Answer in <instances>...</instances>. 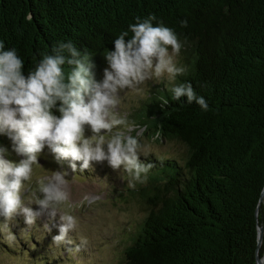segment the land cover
Masks as SVG:
<instances>
[{"label": "trees", "instance_id": "1", "mask_svg": "<svg viewBox=\"0 0 264 264\" xmlns=\"http://www.w3.org/2000/svg\"><path fill=\"white\" fill-rule=\"evenodd\" d=\"M150 14L187 42L188 74L179 80L191 81L210 109L187 104V97L184 104L172 101L163 83L143 104L139 142L166 140L183 149L141 156L154 167L146 183L128 190L147 215L122 264H257L264 226V0H0V40L17 50L26 76L60 41L91 53L96 75L117 36ZM2 141L0 135V147Z\"/></svg>", "mask_w": 264, "mask_h": 264}, {"label": "clouds", "instance_id": "2", "mask_svg": "<svg viewBox=\"0 0 264 264\" xmlns=\"http://www.w3.org/2000/svg\"><path fill=\"white\" fill-rule=\"evenodd\" d=\"M156 19L155 14L137 16L117 36L114 50L105 51L108 67L102 80L96 79L91 53H81L72 41H60L51 53L42 54L26 76L17 50L6 49L0 40V135L9 137L12 150L23 157L9 159L8 147H0V224L11 227L22 215L27 225L22 231L33 235L34 231H51L48 223L38 224L43 213L53 219L59 216V233L53 243H74L70 233L77 230L76 218L61 210L69 201L67 171L40 178L35 191L30 184L34 165L45 148L58 161L69 160L73 172L94 170V162L107 161L127 175L129 187L147 182L154 164L141 156L147 158L151 153L131 134L132 127L113 114L121 93H140L148 82L163 83L172 101L184 104L181 98L187 97V104L209 111L207 99L197 94L191 81L179 80L188 74L187 65L179 59L187 42L175 29L154 23ZM187 25V20L181 21L182 27ZM168 103L162 98V104ZM121 125L124 130L113 131ZM88 130L91 135H86ZM0 233L4 235L2 229ZM15 237L11 232L6 240L12 243Z\"/></svg>", "mask_w": 264, "mask_h": 264}, {"label": "rangeland", "instance_id": "3", "mask_svg": "<svg viewBox=\"0 0 264 264\" xmlns=\"http://www.w3.org/2000/svg\"><path fill=\"white\" fill-rule=\"evenodd\" d=\"M179 59L182 64L186 63L183 52ZM107 67L108 63L98 70L97 80L103 79ZM156 85L161 83L148 82L140 93H121L115 106L113 114L123 118L126 124L132 127L131 134L134 132V136L138 138L144 129L139 126L141 108ZM56 114L59 115V112ZM124 128L125 125H121L113 131H122ZM86 135H91L90 130L86 131ZM1 138V147L6 146L9 149V159L18 161L23 158L12 150L9 137L1 135ZM140 143L146 151L155 152L156 155L175 154L183 149L181 144L166 140L159 144L144 139ZM80 163L77 162L78 165ZM57 170L67 171L66 188L69 201L61 210L76 218L77 230L70 233L74 243L60 246L53 243V237L59 233V216L53 219L43 213L38 219V224L43 227L48 223L51 231H34L33 235H30L28 231H22L27 225L24 217L19 215L11 227L8 224H0L4 233H0V264H73V261L74 264H122L125 247L130 244L147 215L141 200L130 195L128 178L124 177L120 170L113 169L107 161L94 162V170L85 169L80 172L78 168L73 172L69 160L58 161L45 148L39 162L34 165L30 182L32 190L35 191L37 180L51 176L53 171ZM11 232H14L16 237L14 242L9 243L6 236ZM81 240L86 241V244L81 245Z\"/></svg>", "mask_w": 264, "mask_h": 264}, {"label": "water", "instance_id": "4", "mask_svg": "<svg viewBox=\"0 0 264 264\" xmlns=\"http://www.w3.org/2000/svg\"><path fill=\"white\" fill-rule=\"evenodd\" d=\"M264 201V189L261 195L260 203ZM264 241V226H259V235H258V248H257V264H259L264 256H261L260 249Z\"/></svg>", "mask_w": 264, "mask_h": 264}, {"label": "bare ground", "instance_id": "5", "mask_svg": "<svg viewBox=\"0 0 264 264\" xmlns=\"http://www.w3.org/2000/svg\"><path fill=\"white\" fill-rule=\"evenodd\" d=\"M259 264H264V257L262 258V260Z\"/></svg>", "mask_w": 264, "mask_h": 264}]
</instances>
